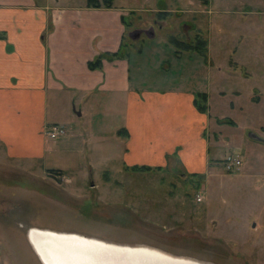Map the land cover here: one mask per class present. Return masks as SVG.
<instances>
[{"label": "rangeland", "instance_id": "rangeland-1", "mask_svg": "<svg viewBox=\"0 0 264 264\" xmlns=\"http://www.w3.org/2000/svg\"><path fill=\"white\" fill-rule=\"evenodd\" d=\"M114 3L128 14L124 51L131 53L133 70L140 69L139 75L159 88H203L209 94L212 113V131L208 132L211 157L217 158L219 150L220 157L237 156L242 164L230 171L218 159L210 162L207 174L186 176L180 175L183 170L175 163L174 168L160 173L125 171L123 163L104 161L109 152L104 151V144L95 143H49L46 156L33 162H17L0 155V264H43L27 235L35 227L119 243L148 244L203 263L264 264V153L254 149L253 143H244L249 132L243 125L250 108L258 110L254 116L257 122L264 119V94L259 103L254 102L247 93L250 84H238L241 97H225L217 92L223 81L215 79L219 74L215 62H226L219 54L221 46L215 44L218 25L228 19L238 25L244 15L236 13L235 8L248 14L247 24L263 18L259 12L264 11V0H234L227 14L215 13V9L224 7L223 0ZM247 5L251 9H246ZM209 7L212 12L203 11ZM162 9L169 13L165 18L158 16ZM259 23L255 21L254 26ZM150 28L156 32L154 38L129 36L133 30ZM259 31V36H264V28ZM198 33L208 42L206 68H197L196 59L180 54L163 63L156 53L151 54L170 46L176 48L171 37L197 42ZM243 33L250 39L249 31ZM259 36L252 35V41H258ZM138 49L141 53L134 55L132 52ZM206 56L201 57L202 63ZM224 86L231 84L225 82ZM231 101L237 106L232 107ZM229 118L237 125L227 123ZM89 160L95 162L92 173ZM197 194L203 201L196 200Z\"/></svg>", "mask_w": 264, "mask_h": 264}, {"label": "crops", "instance_id": "crops-1", "mask_svg": "<svg viewBox=\"0 0 264 264\" xmlns=\"http://www.w3.org/2000/svg\"><path fill=\"white\" fill-rule=\"evenodd\" d=\"M114 2L108 7L105 0H83L80 4H70L69 0H0V155L33 162L46 156L49 143H95L104 144V151L109 152L104 161L123 163L125 171L145 165L160 168L153 170L160 173L174 168L175 163L182 168V176L207 174L210 162L227 157H220L219 150L217 158L211 157L209 94L203 88H159L148 84L139 75L140 69L135 72L131 53L124 51L128 14ZM223 2L224 7L215 13L231 12L234 0ZM249 6L246 9H251ZM236 9L244 15L241 22L236 25L223 20L215 36V44L221 46L219 54L226 61L215 62L219 73L215 79L223 81L217 92L240 98L242 87L237 85L250 84L249 98L259 103L264 94V86H257L264 84V36L258 33L264 28V11L259 12L263 18L247 24L248 14ZM206 10L213 11L210 7ZM255 21L261 23L254 26ZM246 31L250 39L243 33ZM252 35H258V41L253 42ZM198 39L205 41L199 33ZM205 43L203 54L176 44V48L151 54L156 53L162 63L180 54L196 59L197 68H206ZM106 52L119 54L104 58L100 68L89 66ZM204 54L207 60L203 58L202 63ZM225 82L231 86L225 87ZM247 111L249 117L244 116L243 125L249 135L244 143H253L254 149L264 153V119L257 122L254 116L258 110ZM225 121L238 123L230 118ZM52 123L66 125L68 134L59 141L49 139L45 127ZM88 163L92 173L95 162Z\"/></svg>", "mask_w": 264, "mask_h": 264}, {"label": "bare ground", "instance_id": "bare-ground-1", "mask_svg": "<svg viewBox=\"0 0 264 264\" xmlns=\"http://www.w3.org/2000/svg\"><path fill=\"white\" fill-rule=\"evenodd\" d=\"M28 239L43 264H211L148 244H126L78 232L31 228Z\"/></svg>", "mask_w": 264, "mask_h": 264}, {"label": "trees", "instance_id": "trees-1", "mask_svg": "<svg viewBox=\"0 0 264 264\" xmlns=\"http://www.w3.org/2000/svg\"><path fill=\"white\" fill-rule=\"evenodd\" d=\"M113 0H105V5L106 6H111L113 3ZM100 3H98V5L97 6H100L99 5ZM169 13H168V11H160L159 13H158V16L159 17H162V18H165V17H167V15H168ZM171 40H172V42L174 43V44H176L178 47H180V48H182V49H191V48H195V49H197V50H200L201 51V53L203 54V52H205V45H206V43H205V41L204 40H197V42H195V43H192V44H189L188 42H186V41H180V40H178L177 38H175V37H172L171 38ZM118 54L119 53H103V54H101V55H99L94 61H91L90 63H89V66L91 67V68H100L101 66H102V60L104 59V58H112V57H115V56H118ZM199 105H200V107L201 108H205V106H203V105H201V103L199 102ZM133 169L136 171H153V170H160V168L158 169V167H151V166H145V165H143V166H135V167H133Z\"/></svg>", "mask_w": 264, "mask_h": 264}, {"label": "built area", "instance_id": "built-area-1", "mask_svg": "<svg viewBox=\"0 0 264 264\" xmlns=\"http://www.w3.org/2000/svg\"><path fill=\"white\" fill-rule=\"evenodd\" d=\"M68 132L69 129L64 124L52 123L45 127V134L49 139H57L61 136H65L66 134H68ZM223 161L224 167L230 171L235 170L242 164L241 159L233 155L227 156ZM196 200L198 202L203 201V196L201 194H197Z\"/></svg>", "mask_w": 264, "mask_h": 264}, {"label": "water", "instance_id": "water-1", "mask_svg": "<svg viewBox=\"0 0 264 264\" xmlns=\"http://www.w3.org/2000/svg\"><path fill=\"white\" fill-rule=\"evenodd\" d=\"M142 34H145L149 38H154L155 37V30L153 28L150 29H136L131 32H129V36L132 37L133 39H139Z\"/></svg>", "mask_w": 264, "mask_h": 264}]
</instances>
